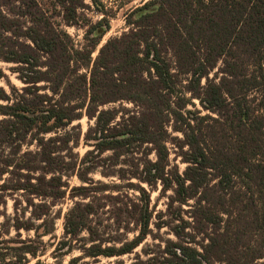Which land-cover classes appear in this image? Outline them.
Segmentation results:
<instances>
[{
    "label": "trees",
    "instance_id": "obj_1",
    "mask_svg": "<svg viewBox=\"0 0 264 264\" xmlns=\"http://www.w3.org/2000/svg\"><path fill=\"white\" fill-rule=\"evenodd\" d=\"M51 3L65 26L87 8L84 0ZM48 12L43 0H0V61L15 65L23 84L0 87V208L22 192L30 209L29 221L15 210L6 225L52 236L51 208L74 175L54 250L81 252L68 264L131 254L151 225L175 241L130 264H264V0H150L94 59L100 23L76 47ZM115 103L131 107L109 108ZM83 117L92 123L83 135L90 150L65 161L80 139L72 124ZM168 144L182 172L170 165ZM101 162L127 169L116 171L117 183L95 182L88 175ZM159 185L161 196L171 194L155 213L149 191ZM14 243L0 246V264L37 257L36 241Z\"/></svg>",
    "mask_w": 264,
    "mask_h": 264
},
{
    "label": "rangeland",
    "instance_id": "obj_2",
    "mask_svg": "<svg viewBox=\"0 0 264 264\" xmlns=\"http://www.w3.org/2000/svg\"><path fill=\"white\" fill-rule=\"evenodd\" d=\"M150 0H96L97 6L93 5L89 0H84V4L87 6V8L78 11L77 15V25L76 26H65L62 24L60 16H58L59 9H53L51 0H43V2L49 7L50 12H48L49 15L54 16V24L58 29L63 30L71 39L73 44L76 47H81L82 45H85L84 41V35L85 32L90 28L92 25H95L97 23H100V26L95 30L91 37L93 36H99V42L95 46V49L93 50L91 54V58L94 59L97 56V52L99 48L108 40L111 38L119 37L123 32L126 31V16L129 12L134 10L137 7L142 6L144 3L148 2ZM106 24V25H105ZM15 67L13 64H7L0 61V69L2 70L3 74L5 75V78L0 79V87H2L6 92H9L10 87H13L14 89H20L23 87V84L18 80L17 74H14L10 71V68ZM0 104H3V102L0 101ZM117 108V107H126L130 108L131 105H128L126 103H115L110 104L109 108ZM190 109V107H188ZM196 109H199V106L196 105ZM92 123L88 122V120L83 117L79 121L73 122L72 126H79L80 130V139L79 144L76 147H72L71 149L65 151L63 155L65 156V161H70V159L77 158L80 159L88 150H90L89 146H86L83 144V135L86 132V129L88 128V125H91ZM63 132V131H62ZM73 145V144H71ZM70 145V146H71ZM169 149V161L170 165L173 167H177L180 172L183 171L185 165L180 162V158L177 157V149H175L172 145H167ZM28 148L30 151H34L36 148L34 145L30 147H23V150ZM110 154L105 153L101 156L100 159H104L108 157ZM148 159H154V155L151 154ZM119 169H127L125 166L119 165V166H113L111 167L109 162H101L99 163L98 167L95 168L94 172L89 174L88 176L93 179L95 182H101L105 184H109L112 181H115V183L118 182V180L114 177V174ZM113 173V174H109ZM105 175H110L111 177H105ZM63 181L67 183V186L69 188L66 190V195L64 199L57 200L54 202V206L51 208V212L53 216L55 215V223H54V233L52 236H42L40 239H37L34 235L33 231L25 232L23 230L19 231V234H16V232L10 228V225H6L7 219H12L14 216V213L16 212V216L19 217L20 221L26 222L29 221V213L30 209L27 208V197L24 195V193L19 192L9 198L6 199L5 206L2 205L0 208V225L4 223V226H0V241L3 242V244H0L1 247L5 245V247L10 246H16L14 242L16 241H25V240H34L36 241V245L38 246V254L35 259L29 258L30 264L35 263L36 261H39L42 264H68L69 261L74 258L81 255V252L78 250H73L70 254L60 255L55 252L56 244L59 240L62 238L63 234V217L67 210L72 206L73 201L69 198V189L71 187H75L79 185V182L77 178L72 175L70 177L63 178ZM134 182V180L132 181ZM145 187V185H144ZM146 188V187H145ZM150 192V209L153 208L154 212H163L165 211L166 207V197L169 196L171 193L167 192L166 196H161V186H157L156 190H151ZM136 194V193H135ZM112 195H116L115 193H112ZM31 199V198H29ZM34 203H40L38 199H33ZM50 201H47V204H49ZM111 206H106L103 209V212H109ZM102 219L107 218V214L101 215ZM154 217V216H153ZM154 219L152 220V223H154ZM39 223V222H35ZM150 229L152 230L151 234L152 236H148L144 242L136 248L131 254L124 255L122 257H112V258H104V257H98L96 259H89V258H83L82 260L78 261L76 264H130L134 261L136 255H139L141 259H145L144 254H142V251L144 249H152L154 252L159 251L162 249V246L157 249L156 246L161 245L165 240H173L175 241V238L172 234H170L167 229L162 228L160 231L154 229L153 225L150 226ZM135 235V232L128 233L127 239H132ZM153 235H156L157 238L153 239ZM12 241L13 243H9ZM40 242V243H38Z\"/></svg>",
    "mask_w": 264,
    "mask_h": 264
}]
</instances>
